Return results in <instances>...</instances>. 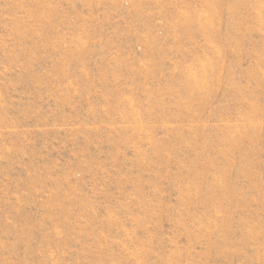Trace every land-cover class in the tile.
I'll list each match as a JSON object with an SVG mask.
<instances>
[{
    "label": "rangeland",
    "instance_id": "1",
    "mask_svg": "<svg viewBox=\"0 0 264 264\" xmlns=\"http://www.w3.org/2000/svg\"><path fill=\"white\" fill-rule=\"evenodd\" d=\"M0 264H264V0H0Z\"/></svg>",
    "mask_w": 264,
    "mask_h": 264
}]
</instances>
